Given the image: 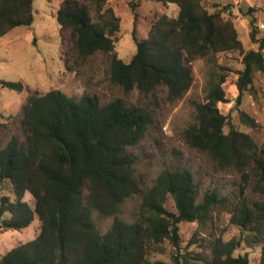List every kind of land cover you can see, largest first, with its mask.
Listing matches in <instances>:
<instances>
[{
  "label": "trees",
  "instance_id": "1",
  "mask_svg": "<svg viewBox=\"0 0 264 264\" xmlns=\"http://www.w3.org/2000/svg\"><path fill=\"white\" fill-rule=\"evenodd\" d=\"M160 1L176 5L177 15L157 18L146 39L137 40L133 31L136 52L129 63L114 52L119 19L111 10L108 20L94 22L88 4L62 0L56 19L60 31L69 32L71 50L79 59L96 53L109 58L112 84L145 96H154L163 87L167 101L175 102L192 85L195 59L242 50V44L233 22L223 16L227 6L210 11L206 3L211 0ZM33 2L0 0V38L33 23ZM93 2L100 11L106 0ZM254 12L248 8L244 16L250 18L249 38L258 50L243 54L235 83L236 107L252 86L253 73H264V36L257 38ZM225 80V75L210 80L204 102L195 104L196 122L184 130V140L220 167L240 174V197L229 218L239 235L226 241L218 237L208 246L200 240L211 258L200 254L193 258L206 264H249L247 254L234 255L246 245L260 249L259 264H264V141L257 145L232 123L230 114L219 111V104L229 102ZM0 85L17 92L23 89L19 82ZM239 119L249 128L257 127L243 111ZM151 120L147 108L122 99L102 105L95 95L75 99L57 89L29 95L21 119L24 143L11 139L0 148V184L8 183L14 195L11 201L0 198V216L7 214L0 231L25 229L35 216L40 226L33 240L3 254L0 264H165L152 258L163 252L166 242L176 251L172 264H188V256L180 253L178 225L204 226L226 199L212 190L198 201L193 173L187 169H163L150 187H140L130 149L145 136ZM250 182L260 200L250 202L244 196ZM26 193L34 200V209L22 201ZM134 196L140 202L134 220L127 222L118 215ZM169 198L174 211L166 208ZM94 213L113 218L104 234L93 220Z\"/></svg>",
  "mask_w": 264,
  "mask_h": 264
},
{
  "label": "rangeland",
  "instance_id": "2",
  "mask_svg": "<svg viewBox=\"0 0 264 264\" xmlns=\"http://www.w3.org/2000/svg\"><path fill=\"white\" fill-rule=\"evenodd\" d=\"M61 1L34 0L33 23L17 27L0 38V82H19L23 85L21 92L0 85V148L11 139H16L19 144L24 143L22 111L27 97L32 94L43 95L57 89L75 99L95 95L102 105L122 99L129 105L147 108L151 113V124L142 140L130 149L136 159L135 174L140 187H150L163 169H187L193 173L198 201L205 192L212 190L226 199L223 205L211 213L204 226L186 222L178 225L180 253L188 256L187 263L206 264L193 258L198 254L208 260L211 258L209 249L201 248L200 240H204V245L208 246L218 237L226 241L239 235V229L229 224V218L231 206L240 197L239 187L242 182L236 171L222 168L205 153L190 148L184 140V130L196 122L195 104L204 102L210 80L225 75L223 89L229 102L219 104V111L223 115L230 114L232 123L248 133L257 145L264 141V73H253V84L244 93L241 105L236 107L234 104L238 95L235 83L238 71L243 68V54L249 50H258V45L249 38L250 18L244 16V13L248 8L255 10L253 17L256 18L257 38L263 37L264 0H211L206 3L210 11L228 7L223 16L233 22L242 50L221 52L213 59H195L191 63L192 85L175 102L167 101L163 87L154 96H145L135 89L126 93L121 87L112 84L109 80V58L104 54L96 53L86 59H79L71 50L69 32H61L57 23L56 12ZM82 1L88 4L94 22L108 20V9L119 19V30L114 35V52L125 63H129L136 52L133 31L137 40L146 39L151 24L157 18L162 15L174 18L178 11L176 5L165 4L160 0H106L100 11H97L93 0ZM262 53L264 56V50ZM240 111L248 114L257 123V127L243 125L239 119ZM252 185L250 182L244 192L250 202L261 199L253 193ZM1 197L13 200L14 195L8 183L0 184ZM22 201L34 209V200L28 193ZM139 202L137 196L125 201L118 217L132 222ZM166 208L169 211L175 210L170 198ZM6 216H0V222ZM93 220L100 233L104 234L110 228L113 218L94 213ZM39 226L35 216L25 229L0 231V257L19 244L33 240ZM259 252L257 247L242 245L234 255L247 254L249 264H259ZM175 255V248L166 242L163 252L152 259L172 264Z\"/></svg>",
  "mask_w": 264,
  "mask_h": 264
}]
</instances>
